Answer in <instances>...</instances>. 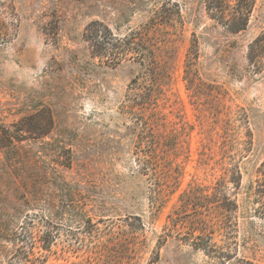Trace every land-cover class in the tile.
Listing matches in <instances>:
<instances>
[{
	"label": "rangeland",
	"instance_id": "obj_1",
	"mask_svg": "<svg viewBox=\"0 0 264 264\" xmlns=\"http://www.w3.org/2000/svg\"><path fill=\"white\" fill-rule=\"evenodd\" d=\"M263 160L264 0H0V264H264Z\"/></svg>",
	"mask_w": 264,
	"mask_h": 264
},
{
	"label": "trees",
	"instance_id": "obj_2",
	"mask_svg": "<svg viewBox=\"0 0 264 264\" xmlns=\"http://www.w3.org/2000/svg\"><path fill=\"white\" fill-rule=\"evenodd\" d=\"M255 1L256 0H204L205 6L210 13V17L230 33H237L246 28ZM130 38L131 39L129 41L126 39V41H128L127 45L129 47L132 43L133 47L128 49V47L122 48V44H124L125 42L118 43L119 41H112L110 43V41H108L107 39V36H84V39L88 42H92V46H94V48L96 49L92 51V54L97 56L100 60L105 59V61L108 63H110L111 60L114 59L118 60L115 63H119L121 57L126 54V51H132V54L134 53L135 55H138L139 48H144V46H140V42L135 37L130 36ZM133 38L134 40H132ZM92 39H94V41ZM146 50L147 54L145 55V58L149 59L148 68H152V65L154 63L153 48L149 46ZM114 55L116 58L110 57ZM145 58H143L142 60L138 59V61H145ZM42 112L47 115V123L50 124L51 117L48 110L47 112L46 110ZM35 118L36 117H34L33 115L28 116L25 119L26 123H28L27 125L29 127H34L36 132L39 131L38 134L46 133V131H44L43 128L39 126L38 120H36ZM5 133L7 138L12 141L13 136L8 135L7 132ZM261 174L263 175V179L260 185H263V187L261 186L259 189L260 200H258V203L260 204L259 209L261 210V214L264 218V160L262 162Z\"/></svg>",
	"mask_w": 264,
	"mask_h": 264
}]
</instances>
